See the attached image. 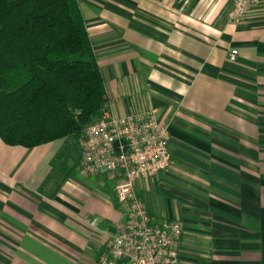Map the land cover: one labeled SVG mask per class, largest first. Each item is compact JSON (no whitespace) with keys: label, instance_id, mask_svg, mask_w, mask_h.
Listing matches in <instances>:
<instances>
[{"label":"crops","instance_id":"crops-1","mask_svg":"<svg viewBox=\"0 0 264 264\" xmlns=\"http://www.w3.org/2000/svg\"><path fill=\"white\" fill-rule=\"evenodd\" d=\"M78 1L107 104L170 125L173 166L138 191L183 220L178 264H264V4L233 22L234 0ZM60 148L0 137V264H94L124 221L104 174L53 182Z\"/></svg>","mask_w":264,"mask_h":264},{"label":"trees","instance_id":"trees-1","mask_svg":"<svg viewBox=\"0 0 264 264\" xmlns=\"http://www.w3.org/2000/svg\"><path fill=\"white\" fill-rule=\"evenodd\" d=\"M105 80L78 0H0V137L33 148L82 137Z\"/></svg>","mask_w":264,"mask_h":264},{"label":"built area","instance_id":"built-area-1","mask_svg":"<svg viewBox=\"0 0 264 264\" xmlns=\"http://www.w3.org/2000/svg\"><path fill=\"white\" fill-rule=\"evenodd\" d=\"M262 4L264 0H234L231 21ZM237 54L233 50L231 60ZM80 143L82 170L104 174L114 183L118 202L127 207L124 221L94 264H178L183 220L155 218L138 191L139 180L173 165L169 123L156 108L121 115L106 104L102 118L85 128Z\"/></svg>","mask_w":264,"mask_h":264},{"label":"rangeland","instance_id":"rangeland-1","mask_svg":"<svg viewBox=\"0 0 264 264\" xmlns=\"http://www.w3.org/2000/svg\"><path fill=\"white\" fill-rule=\"evenodd\" d=\"M81 137L73 136L69 140L62 139L59 140L61 144L60 151L57 154V158L54 162L55 172L52 175V180L55 184L62 182L65 179H81V181L91 180L93 175H87L80 166L82 148L80 143ZM174 163V160H173ZM173 166V165H172ZM171 168V167H170ZM169 170V169H168ZM98 179L97 177H93ZM93 182V181H92ZM111 188L113 189L114 183L109 182ZM126 206L124 204H119L115 196V210L113 224L119 220L121 210H124ZM116 221V222H114Z\"/></svg>","mask_w":264,"mask_h":264}]
</instances>
